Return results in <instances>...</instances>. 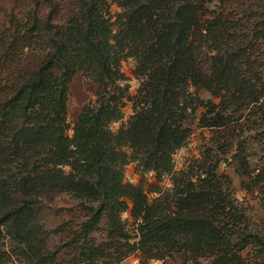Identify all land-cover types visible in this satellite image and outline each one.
I'll list each match as a JSON object with an SVG mask.
<instances>
[{
  "label": "rangeland",
  "instance_id": "1",
  "mask_svg": "<svg viewBox=\"0 0 264 264\" xmlns=\"http://www.w3.org/2000/svg\"><path fill=\"white\" fill-rule=\"evenodd\" d=\"M105 1L104 20L92 22L96 32L87 33L82 20L81 33H66L71 20L101 0H0V198L14 193L9 210L26 206L16 222H0V264H212L211 254L196 263L194 250L181 245L165 251L157 242L154 251L144 249V219L132 214L128 186L146 197L158 214L154 219L184 209L183 191L218 189L226 208L216 217L223 238L238 242L243 234L252 240L251 232L264 238L261 113L254 98L242 104L248 92L243 80L259 104L264 101V0L208 1L195 35L194 63L208 79L174 82L171 108L178 102L180 107L173 115L165 107V80L155 69L165 61H142L155 30L145 28L143 38L125 33L123 0ZM222 64L234 69L226 86L215 76ZM39 72L46 99L65 98L59 133L75 154L63 164L56 144L31 151L11 144L19 127L36 125L34 108L27 119L21 113L39 93ZM218 114L222 124L209 126ZM167 117L183 139L168 172L167 159L159 169L154 163L158 129ZM48 124L51 132L55 123ZM26 135L32 134L19 140ZM98 138L103 146L96 148ZM137 143L147 148L139 151ZM114 183L123 190L118 193ZM28 189H36L29 198ZM240 255L264 264V245L251 244Z\"/></svg>",
  "mask_w": 264,
  "mask_h": 264
},
{
  "label": "trees",
  "instance_id": "2",
  "mask_svg": "<svg viewBox=\"0 0 264 264\" xmlns=\"http://www.w3.org/2000/svg\"><path fill=\"white\" fill-rule=\"evenodd\" d=\"M208 1L210 0H123L122 2V7L124 9L123 14L126 18V22L123 23L126 27L125 33H140L139 38H143L142 34L145 33V28L151 27L155 30L154 37H152L151 42L142 53V61L144 60L145 63L151 64V66L165 61L163 66L156 67L155 69L156 71L157 69L161 71L159 79L165 80V87H163V94L166 98L165 107L169 112L171 111V115H173L172 111L180 107V103L178 102L176 107H174L175 109L171 108L172 96L177 93V86L173 87L175 81L184 80L186 82L187 79H190L194 84H201L205 79H208L200 69L194 66V63L197 66L195 35L201 28L200 15L206 12L207 8L205 6ZM100 4V6L93 5L90 9L88 8V11H86L81 18H72L73 20L70 21V27L66 28V33H81V25L79 23L82 20L88 22L86 26L87 33L96 32L95 29L97 30V28L93 29L92 22L95 20H104L102 12L105 10L106 1L101 0ZM89 25L90 29H88ZM107 30L109 29L106 28L105 31L107 32ZM199 32L201 33V31ZM203 37H206V35ZM135 39L137 43V37ZM80 51L84 52L81 47ZM77 52H79V49ZM227 66L226 64H222L221 69L217 70L215 74L216 80L221 81L225 86L229 82L227 79V72L234 71L233 67L228 68ZM40 75L41 73L38 74L35 79L37 81L36 92L39 93L30 100V104L23 108L21 113L23 117L27 119L28 115L31 116V114L28 113V109L31 108L32 110L34 108L36 115L33 119L36 125L33 124V127L25 125L19 127L20 130L15 134L11 144H14L17 149L22 148V146L26 147L25 151H31L36 147L37 149H45L56 144V147H61L60 149L63 151L62 155H60V164H63L67 162L71 154L74 153L70 150V145L67 144V138L59 133L61 129L58 121L60 120V113L66 106L65 98L55 95L53 101H51L50 97V100L46 99L45 93L48 91V87L45 82L39 78ZM209 84L211 83H205L204 86L209 87ZM242 85L248 89L245 95L242 94V104L247 102L249 98L257 100L255 101L259 109L257 113H261L260 118L258 117L261 121L260 131L264 136V101L259 104L260 101L253 95L255 90L252 89L250 83L243 80ZM154 96L156 99L158 94L155 93ZM151 105L152 108H155L157 105L156 101L152 100ZM16 111L17 109H13L12 113ZM52 115L53 119H51ZM217 118L218 120L215 121L216 123L214 122L211 124L210 120H208L207 124L209 126L221 125L223 117H221V114H218ZM45 122L46 124H44ZM49 122L55 123L51 132L48 131L50 128ZM175 130L176 128H173L169 117L165 119L163 125L158 129L159 133L156 137V147L158 150L154 155L156 169L161 168L163 165L162 161L167 159L165 171L168 172L170 170L169 159L171 153L174 152L176 148L182 146L183 139L178 136ZM15 131H17V129ZM25 132L31 133L32 135H30V137L26 135L24 141L19 140V135ZM96 140H98V142ZM96 140L94 142L96 148L103 146V143L100 142V138ZM172 140L174 141L172 142ZM19 142H22V144H17ZM262 145L264 147V142ZM136 147L140 148L139 151H142L141 149L147 148V145L145 143H137ZM162 147L166 148L167 151H160ZM80 148L81 146L78 145L77 151ZM243 152L244 149L242 147V155ZM243 160L242 156V164L245 163ZM242 170L244 173L247 172L245 168ZM258 176L264 177V170H262ZM249 177L250 176H248V178ZM55 181L61 182L62 179L57 177ZM114 186L118 193L123 190V187L118 183H114ZM126 189L127 193L134 200V208L132 210L133 216L137 219H144V224L141 226L142 241L144 246H147L143 247L144 249L149 251L150 249L153 250V246H157L155 245L157 242H159L157 243L159 245L158 247H163L165 251L169 249L174 250L176 248L173 246L181 245L185 246L187 250H194L195 257L193 259L196 263L208 257L207 254H211L209 258L212 259V264H250L245 261L243 256L241 257L240 252L243 253L254 243L264 245V238L262 235L255 232H251L254 233L251 237L253 238L252 240L248 239V236L243 234L238 242L223 238L224 230L216 224V217L220 211L226 210V208L224 200L219 198L217 193L218 189H213L211 193L208 191L209 189H201L193 193L189 191L181 192H185L186 194L185 198L181 196L179 199L184 209L182 208L180 212H177V214L172 217L163 219L158 217L154 219L157 213L155 214L153 212V207L149 206L148 200L139 189L131 186H128ZM33 190L36 189H28V192H25L28 198L31 196ZM13 194L14 193H10L7 194L6 197L0 198V205L5 202V205L0 206V208H3L0 210L1 213L3 212L0 216L1 223L16 222L19 214H21V210L26 207L20 208L16 206L15 210H9L12 207V199H15ZM5 209L7 210L4 211ZM186 210L191 212L189 216H186L188 215V211ZM176 235L186 236L182 241H177L174 239ZM151 253L154 254V252ZM158 258H160V256Z\"/></svg>",
  "mask_w": 264,
  "mask_h": 264
}]
</instances>
